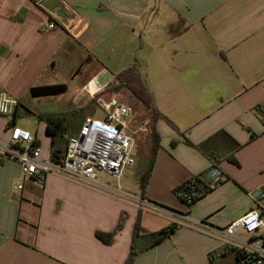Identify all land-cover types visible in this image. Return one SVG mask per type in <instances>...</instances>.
I'll use <instances>...</instances> for the list:
<instances>
[{
	"label": "crops",
	"instance_id": "0c3cea01",
	"mask_svg": "<svg viewBox=\"0 0 264 264\" xmlns=\"http://www.w3.org/2000/svg\"><path fill=\"white\" fill-rule=\"evenodd\" d=\"M47 22L57 28L42 33ZM135 61L164 118L144 197L141 188L132 196L212 227L252 211L264 193V0H0V93L18 103L16 126L21 114L37 118L34 132L22 128L45 156L53 139L38 116L61 120L56 146L65 154L81 111L110 102L97 95ZM57 85L67 90L33 94ZM67 95L76 128L61 110L36 111ZM8 126L0 116V140ZM149 164L150 150L139 185ZM195 176L215 187L189 207L176 190ZM139 213L132 264H237L219 237L167 212L55 174L25 177L17 161L0 157V264H125ZM121 219L112 243L98 238ZM172 225L154 244L151 235Z\"/></svg>",
	"mask_w": 264,
	"mask_h": 264
},
{
	"label": "built area",
	"instance_id": "2783aa9c",
	"mask_svg": "<svg viewBox=\"0 0 264 264\" xmlns=\"http://www.w3.org/2000/svg\"><path fill=\"white\" fill-rule=\"evenodd\" d=\"M56 28V23L47 22L40 26V31L47 33ZM17 107L16 100L6 92L0 93V116L8 120L10 135L8 140H0V157L17 161L25 177L44 179L55 174L125 199H133L140 206L167 212L180 223L219 237L235 253L237 264H264V193L257 198L252 211L224 227H212L206 222H195L187 216L134 198L124 191L121 179L127 169L136 163V135L148 131L145 126L135 127V114L128 105L114 99L102 103L103 116H87L84 119L78 134L69 138L64 157L59 161L43 154L41 144L30 130L14 124ZM101 173L111 176L115 182L102 179ZM22 187L20 183L18 188ZM180 196L187 205H191L195 194L182 191Z\"/></svg>",
	"mask_w": 264,
	"mask_h": 264
},
{
	"label": "trees",
	"instance_id": "16d2710c",
	"mask_svg": "<svg viewBox=\"0 0 264 264\" xmlns=\"http://www.w3.org/2000/svg\"><path fill=\"white\" fill-rule=\"evenodd\" d=\"M67 90L66 85H57V86H47L40 89H34L33 94L40 95H53L63 93ZM128 91L130 95L135 97L141 106L145 109V111L149 112L148 118V132L151 138L150 141V164L148 170L142 175L140 179V188L142 192V196L144 197V193L148 186V179L152 173L153 165L157 156L158 151L161 149V135L156 128V123L158 119L164 118L163 115L157 110L154 104V96L151 88L146 82L145 78L142 76L139 65L137 61L127 67L125 70L121 71L115 76V79L112 83H110L106 89L97 95V97H101L104 94L109 95H117ZM98 97V98H99ZM95 102H92L87 107L83 109V111L91 106H93ZM30 112V111H29ZM31 113V112H30ZM16 116V115H15ZM40 120H43L47 124V133L52 137L53 143L51 148V158L52 160L59 161L64 157V150L60 149L56 146V137L62 133L63 124L60 119L55 116L43 115L38 116ZM166 119V118H165ZM167 120V119H166ZM189 145H194L190 141H186ZM176 143H173L175 145ZM215 186H209L206 182L199 176H195L188 180L186 183L181 185L176 191L179 194L182 191H185L189 194H195L193 199V203L188 205L191 207L195 202L201 199L203 196L208 194L214 189ZM123 219H121L117 229L112 233H103L97 232V236L99 239L104 241L105 243H112L115 234L122 228ZM177 225L169 226L157 233H153L151 236L153 238V243L156 244L161 240L169 237L176 229ZM143 231L141 227V213H139L137 221L134 226L133 233V242L131 246L130 255L125 264H132L134 256L137 253L136 249V240L140 235V232Z\"/></svg>",
	"mask_w": 264,
	"mask_h": 264
},
{
	"label": "rangeland",
	"instance_id": "374dc122",
	"mask_svg": "<svg viewBox=\"0 0 264 264\" xmlns=\"http://www.w3.org/2000/svg\"><path fill=\"white\" fill-rule=\"evenodd\" d=\"M68 99L69 98L67 95L65 98V102H63L62 104H56V105L52 104V106L50 107H43L41 105L40 107H37L36 111L40 113H45L46 111L56 112L58 110H61L60 113H62L66 117H70L72 120L71 122L72 125L76 128L77 123L73 124L75 121L73 119V116L75 115L74 113L75 111L69 105ZM104 99L106 101H110L111 99H114V100L123 102L124 104L128 105L134 111V114H135L134 123L136 124L137 128L143 127V126L148 127L147 123H148V118H149V112L145 111V109L141 106L139 101L135 97L130 95L128 91H125L117 95H112V96L108 94L104 97ZM100 104L102 105V103H95L93 104V106L85 109L84 111L82 110L81 112L83 115L85 114L84 115L85 118L87 116L102 117L103 112H102ZM17 119L20 121L19 124L22 127L30 126V129L34 132L35 124H37V118L34 117L33 114L24 113V114L19 115ZM136 141L137 143H136L135 150H134V156L136 159V163L133 167H130L129 169H127L125 176L121 179L122 187L124 186V183H126V185L129 186L128 193L130 195L139 194V190H140L139 176L146 169L147 152L149 151V148H150L151 138L149 136V132L148 131L140 132L139 134H137ZM100 175H101V178L104 180L115 182V180L111 176L105 173H101Z\"/></svg>",
	"mask_w": 264,
	"mask_h": 264
}]
</instances>
